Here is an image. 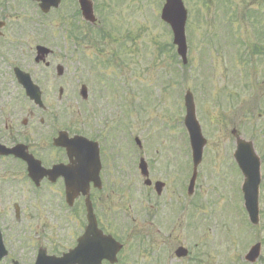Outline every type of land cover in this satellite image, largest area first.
<instances>
[{
  "label": "rangeland",
  "instance_id": "obj_1",
  "mask_svg": "<svg viewBox=\"0 0 264 264\" xmlns=\"http://www.w3.org/2000/svg\"><path fill=\"white\" fill-rule=\"evenodd\" d=\"M11 1L14 5L18 3V0ZM184 1L188 9L186 67L178 57L174 58V50L168 48L172 33L159 16L164 0H107L110 3L108 9L95 12L98 26L113 30L111 37L99 41L93 39L77 50L71 48L68 36L74 22L71 12L78 9L77 0H62L58 9L51 10L45 16L41 15L35 4L28 2L15 9V16L19 17L17 22L26 17L34 24L29 32L30 70L44 90L47 104L53 101L51 107L54 112L61 114L64 124L87 129L88 116L83 109L82 116L71 117L67 113V110L79 111L81 107V103L76 102L80 100L77 94L78 80H91L95 88L98 84L96 78H99L97 72L104 73L108 79L104 80V96L100 97L99 103H96V98L93 101L99 107V125L104 121L103 116L110 118V126L113 127L116 126V119H121L117 135H120L123 144V154L117 163L122 164L123 171L122 181L116 182L122 183L118 191L123 189L126 198L119 203L118 193H112L115 196L110 198L111 208L117 212L118 219L115 223L103 222L117 236L124 235L122 238L126 246L119 264H187L174 257L173 251L180 243L189 248L195 257H200L199 264H242L250 245L261 241V256L264 259V226L260 228V224L258 230L249 227L241 200L242 193L240 198L243 176L233 162L235 138L231 134V130L236 128L244 139L252 141L261 159L262 184L264 61H258L257 58L253 60L254 68L251 65L250 68L246 67V63L239 62L238 48L231 41L241 38L250 47L257 38L264 36V1L230 0L227 5L231 4L234 9L230 16L224 14L227 7H218V0L211 2L209 8L196 0ZM62 15L68 19L63 20ZM78 19L84 26L81 15ZM229 21L235 32L227 24ZM39 23H45V26ZM42 28L45 29L41 31ZM95 30L93 28L91 33L94 34ZM118 39L125 40L121 58L114 53ZM37 43L54 50V67L46 73H41L33 62ZM78 56H88L99 65L94 66L90 60L82 63ZM100 60H104L102 65ZM109 60L113 64L105 68L103 65ZM57 64L66 69L61 78L55 75ZM83 67L87 70L89 67L92 74L89 78L83 72ZM11 80V77L6 78L0 89L5 91L0 106L12 102L14 119L28 118L33 110L31 103L25 98L22 89ZM59 86L64 88L63 103L58 101ZM115 88L119 91H114ZM186 89H190L194 95L197 118L207 139L203 154L205 165L204 168L203 164L199 166L203 170L201 174L199 170L196 195L190 198L186 195V225L181 220L170 234L171 222L167 213L173 216L174 212L169 211L170 206H174L173 211L180 206L175 205L176 199L182 203V191L189 169L188 135L183 128V96ZM65 104L70 106L69 109ZM168 127L172 130L166 131ZM135 136L142 141L141 149L134 143ZM138 155H144L148 161L153 181L166 182L158 199L154 195L151 200L146 197L148 191L137 169ZM212 161L213 165L217 164L215 170L210 168ZM129 188L132 189L133 197L128 192ZM189 199L199 203L196 208L192 207L193 216ZM152 205L163 210L158 219L152 215ZM117 206L125 207L124 214V209L116 210ZM259 206L260 221L264 224V188L261 189V185ZM120 223L127 227L122 229ZM132 232L139 233L142 239H135ZM188 264L195 263L191 260Z\"/></svg>",
  "mask_w": 264,
  "mask_h": 264
},
{
  "label": "flooded vegetation",
  "instance_id": "obj_2",
  "mask_svg": "<svg viewBox=\"0 0 264 264\" xmlns=\"http://www.w3.org/2000/svg\"><path fill=\"white\" fill-rule=\"evenodd\" d=\"M14 12L11 0H0V89L8 77L22 89L15 79L14 68L29 71L31 66L29 31L24 22L15 23ZM49 68L51 64L44 67ZM89 89L92 92V85ZM96 89L93 97L99 103L103 93L100 87ZM3 93L0 91V99ZM52 105L53 101L44 109L32 105L29 119L22 120L14 119L12 102L0 106V143L6 147L25 144L42 166L40 173L44 171L36 183L29 175L25 160L14 154H0V254L5 251L0 264H37L38 257L62 256L77 245L79 231L86 225L87 198L101 223L110 215L111 189L122 186L121 182L117 186L115 178L116 174L122 175V164L117 163L123 154L122 142H116L114 137L110 139L108 133L101 134L99 130V134L86 135V138L98 143L100 183L96 185L90 180L83 186L88 191L86 194L73 192L68 196L63 174L66 172L62 167L71 164L75 170L94 171L96 147L92 143L79 145L70 160L66 149L54 144L62 130V119ZM70 130L67 129L69 136L80 134ZM56 166H62L63 172L47 173ZM118 201L122 202L121 197ZM150 209L154 218L161 216L157 206L152 205ZM168 218L170 222L173 220Z\"/></svg>",
  "mask_w": 264,
  "mask_h": 264
},
{
  "label": "water",
  "instance_id": "obj_3",
  "mask_svg": "<svg viewBox=\"0 0 264 264\" xmlns=\"http://www.w3.org/2000/svg\"><path fill=\"white\" fill-rule=\"evenodd\" d=\"M41 7L46 12L50 9L51 6H58L60 0H41ZM81 6L86 18L93 20L92 9L88 2L85 0H81ZM163 17L166 21H168L174 30V42L178 46V53L183 57L184 61H186V43L184 36V25L186 20V11L183 7L181 0H167L163 8ZM39 53L47 52L43 47H38ZM39 60V57L37 58ZM62 72V69L59 68V73ZM24 83L27 87L28 93L34 98H36V102L40 103V92L37 87L32 85L31 83H27L24 80ZM186 107H187V115H186V125L189 128L191 135L192 146L194 143V157L196 164L201 158L202 148L205 144V139L201 135L200 127L195 118V109L192 100L191 94L188 92L185 96ZM237 151L236 158L239 162L240 167L242 168L246 179L243 185V191L245 193L246 199V208L250 213V217L253 222L257 221V199H258V186L260 182V172H259V159L255 155L252 144L250 142H245L244 140L237 138ZM142 169V174L147 176L146 165L144 163L140 164ZM147 184H150V180L146 181ZM158 192H160L162 184L157 183ZM93 228L89 230L92 231ZM94 231H96V226H94ZM94 236L100 237L102 234L98 233ZM87 235V234H86ZM105 245H107V251L105 250V256L110 259L111 262L116 260V253L121 248L120 244L117 243L111 237H105L104 241ZM177 254L184 255V250L180 248ZM258 254V245L252 248V250L247 255L249 260H254ZM99 264V263H98Z\"/></svg>",
  "mask_w": 264,
  "mask_h": 264
},
{
  "label": "snow or ice",
  "instance_id": "obj_4",
  "mask_svg": "<svg viewBox=\"0 0 264 264\" xmlns=\"http://www.w3.org/2000/svg\"><path fill=\"white\" fill-rule=\"evenodd\" d=\"M193 147H194V143H193Z\"/></svg>",
  "mask_w": 264,
  "mask_h": 264
}]
</instances>
